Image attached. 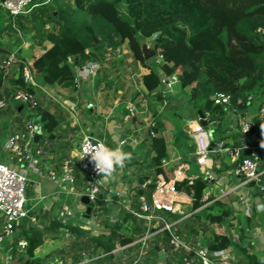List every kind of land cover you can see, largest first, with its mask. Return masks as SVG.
Segmentation results:
<instances>
[{
  "label": "trees",
  "instance_id": "trees-1",
  "mask_svg": "<svg viewBox=\"0 0 264 264\" xmlns=\"http://www.w3.org/2000/svg\"><path fill=\"white\" fill-rule=\"evenodd\" d=\"M35 3L39 5L28 14L16 17L5 14L0 8V37L7 32L9 40H14L4 44L0 38V99L11 100L15 106L7 103L0 111V117L17 114L14 122L18 130H24L25 123L32 116L19 117L24 114L25 104L15 102L13 96L18 91L36 93L34 87L25 82L24 75L28 52L23 41L25 35L31 34L30 51L39 53L35 56L32 53L31 57L40 85L59 86L74 93L77 90L75 66L82 67L92 62L101 64L106 50L115 52L127 42L134 59L149 70L142 77L147 95H153L163 104L161 74H176L179 89L188 96L190 104L203 115L209 113L212 123L218 122L215 128L220 132L216 136L214 130V143L222 142L225 148L241 145L242 135L228 128L223 119L226 110L215 105L214 99L218 93L231 94L232 107L243 112L249 107L248 99L252 97L250 105L260 108L264 100V39L257 30H264V0H35ZM148 42L155 52L152 63H147L142 51L143 44ZM15 52L19 61L6 73L1 68V61ZM238 100H242L243 105L237 104ZM33 111V117L39 119L44 139L54 142V132L61 127L63 116L51 113L39 103ZM160 118L156 113L139 152L131 154V159L125 163L126 169L134 165L142 167L139 157L145 152L144 159H149L146 167L153 176L152 180L149 178L151 174L143 177L147 187L137 189L132 204L135 209H139L140 197L151 199L158 176L167 181L173 178V172L163 165L168 147L165 137L159 133L162 126ZM152 130L155 137L149 134ZM41 141L39 144L44 142ZM246 155L242 152L234 166L237 167ZM66 158L69 159V155L64 150L58 156V169ZM79 170L77 168L73 172L77 186L82 185ZM176 189L191 196L193 211L197 210L182 220L176 229L177 235L191 242L194 249H175L170 243L169 233H158L148 243L144 264H155L162 249L166 251L167 264H186L193 258V264H203L195 253L200 230L205 233V242L211 252L227 247L233 241L232 208L225 201L202 208L207 184L201 177L196 178L192 185L187 181L177 182ZM106 197L107 192L102 190L98 204L108 211ZM167 216L172 220L182 217L171 213ZM225 221H228L227 229L223 233L211 229V226ZM128 223L130 228L126 227ZM40 226L29 224L28 219L22 220L19 238L24 239L27 245L25 253L13 248L12 264H50V256H39L38 253L45 244V237L57 240L62 229H67L72 239L69 251L73 264L81 263L83 254L92 259L88 264H133L140 253L139 243L128 247L129 256L125 261L122 255L114 256L111 252L118 246L133 243L147 230L143 221L127 212L116 224L104 222L105 230L98 237H90L79 228H66L56 220L45 222L41 226L43 228ZM238 230L243 233L242 229ZM235 246L237 251L232 264H264V257L249 251L252 248L243 235ZM66 251L63 248L57 254L64 258Z\"/></svg>",
  "mask_w": 264,
  "mask_h": 264
},
{
  "label": "built area",
  "instance_id": "built-area-1",
  "mask_svg": "<svg viewBox=\"0 0 264 264\" xmlns=\"http://www.w3.org/2000/svg\"><path fill=\"white\" fill-rule=\"evenodd\" d=\"M38 5L35 0H0V8L5 14L12 17L26 15ZM257 32L264 39V30L259 28ZM18 61L17 53H12L8 58L1 61V68L7 73ZM99 65L100 63L98 62H92L82 67L75 66L74 73L77 87H83L89 78H94L98 72ZM34 73L32 64L27 62L24 68L25 82L31 84L36 92V88H40V86L34 79ZM178 85L179 78L176 74H161L163 107L169 106L184 112V124L180 136L192 143L188 151V159H191L193 166L197 167L196 175L185 174L183 167H179L173 170V178L169 181L162 176H158L151 199L148 201L145 197H140L139 209H135L132 204L136 189L141 186L146 187V185H140L136 182L117 181L127 175L125 164L123 167H117L111 176L103 177L98 174L93 163L90 162V157L87 154L83 157L84 149L86 146L95 143H103L107 146L106 139L86 135L78 146L77 157L81 176L84 179L82 184L83 191L76 193L74 186H72L75 183V179L71 175L73 171L71 167L61 180L56 179L54 174H50L56 180L55 182L58 184L59 189L49 193V195L52 197L53 202L62 205L53 218L66 228H79L90 237L100 236L105 228L104 220L101 219V206L98 204V198L101 191L105 190L107 192L106 202L112 206L109 207V212L104 214L105 220L116 224L121 220L123 213L127 212L138 220L143 221L147 227L142 237L126 246H118L111 252L112 255L119 256L116 253L120 250L128 254V247L139 243L141 247L140 253L133 264H144L142 250L147 248L149 241L156 234L162 232L170 234V243L175 249L182 248L186 251H191L194 249L191 242L186 241L176 233L177 226L186 217L182 215L180 219L172 220L167 216V213L179 214L176 208L178 201L175 199L178 193L176 183L187 181L189 185H192L196 178L201 177L207 184V189L212 191L208 198L203 196L205 205L202 208L218 201H225L232 208V204L228 201L229 199H236L238 206L232 208L233 214L231 218H235V220H232L234 225L232 243L227 247L211 252L205 242V233L200 230L195 243L196 257L200 258L203 264H232L237 251L235 244L240 243L241 235L246 238L247 245L252 248L249 249L250 252L253 251L264 257V128L261 127V125H264V100L260 108L249 117L248 110L252 107L250 105L252 97L248 99L249 107L242 112L232 107L231 94L218 93L216 95L214 103L225 108L227 115L225 117L229 119L227 122L228 128L242 135L241 145L234 153L237 156L240 155L241 151L247 153L237 167L223 175L215 170L220 167L215 164L212 155L231 153V149L225 148L222 142L214 143L213 141L214 129L210 125L216 126L218 122L216 124L212 123L210 114L207 113L204 115L207 127H204L198 110L189 107L184 102L170 99V94L174 92L175 87ZM13 100L28 105L31 110L38 105L36 95L29 92L18 91L13 96ZM237 104L243 105L242 100H238ZM6 105V101L0 99V110L4 109ZM64 105L67 106L66 103ZM88 107H92V104H89ZM127 108L129 117L136 118L139 115L140 111L135 104L127 105ZM31 116H34V114ZM257 120L260 122L258 123ZM152 124L153 122L148 127ZM38 127L40 126L30 119L25 123L24 130H16L14 133L0 135V264L13 263L12 250L14 247L18 252L24 253L27 242L19 238L21 232L19 226L22 220L28 219L29 224L32 225H39L40 223L36 216L30 215V212L37 207V204L27 207V190L29 184H31L29 173L37 177L44 176L40 159L44 154L43 146H47L48 141L45 140L43 144H39L42 139L41 135L38 143H35L34 138ZM107 131L111 142L114 143L111 148H120L123 151L128 146L129 139L125 137L122 129L117 125L116 128L113 127L110 130L108 127ZM150 135L155 137L156 133L152 130ZM212 144H214L213 147ZM169 164L167 159L163 160L165 167L170 168ZM66 166L69 167L70 162H67ZM186 169L187 171L191 170L189 166ZM64 183L71 185L69 190L65 188ZM68 195H70V198H66ZM71 196L76 198L75 202H73ZM83 197H87L89 204L92 205V212L89 217L85 215L89 204L82 202ZM51 210L48 207L44 208L43 213ZM238 217H240L239 221L244 218L246 224L241 225L236 219ZM252 218H254L253 222H250ZM238 229H242L243 233H240L241 231ZM64 230L67 231V229ZM160 253L161 257L155 264H167L164 257L166 251L162 249ZM91 261L92 259L87 254H83V261L78 264H88ZM194 261L195 258L186 264H193ZM50 264H63V262L57 259Z\"/></svg>",
  "mask_w": 264,
  "mask_h": 264
},
{
  "label": "crops",
  "instance_id": "crops-1",
  "mask_svg": "<svg viewBox=\"0 0 264 264\" xmlns=\"http://www.w3.org/2000/svg\"><path fill=\"white\" fill-rule=\"evenodd\" d=\"M29 63L33 64V59ZM147 63H149V62H147ZM140 70H141V73L139 74V78H140L139 83L141 84L142 93L144 92L146 94L147 92L143 86L142 77L144 75L148 74L149 70L144 68V67H141ZM92 79L91 80L88 79V80L91 82ZM88 86L89 85L86 86L84 84V86L81 88L77 87L76 92L72 93L71 95H69V91L65 92L64 95H62V97L60 96L61 100L56 99V101H55L56 103L54 105V110H52V109L49 110L53 114H56V115L61 114L63 116V123H62L61 127L58 128L54 132L56 135V139L54 142H50L49 140L44 139V141L45 140L48 141V145L43 146L44 154H43L42 158L40 159V164H41V168H42V172L44 173V176L43 177L38 176L40 178L36 180L34 177L36 175H32V173H29V177L31 179V185L34 188V195H32V197H31L32 203L30 205H27V207H31V205L37 204V207L31 212H33L35 214L34 216L38 217V220L40 222L39 225H43L47 220L48 221L55 220L53 217L56 215L57 211L60 210L62 207V205L60 203L53 202L52 197L49 195V193H52L53 191L55 192L59 189L58 184L55 182L56 180H54L50 174L51 173L54 174L56 179L61 180L62 178H64L66 176V174L68 173V169L70 167L73 170L71 172L72 176H73L74 170L79 168V161L77 158L78 157V150L73 148L74 145L71 142L74 139L75 134L76 135L81 134V140L79 141V144L82 141L83 137L86 135H90V136L95 137V138H99L100 135H102V137H104L103 139H106L107 146L111 148V147H113L114 143L111 142V140L107 134V129H108V127H109V130H110V128H113V127L116 128V125H117L120 129H122V132L125 135V137H127L129 139L128 140V146L123 151L125 153L136 154V152H139V147H140L141 143L148 136V131H149L148 126L150 125L151 122L154 123V121L156 119V113H157L158 116H161L160 120H161V125H162L159 133L162 134L167 141V147H168L167 161H169V163H170L169 164L170 168H168V169L173 172V170H176L179 167L180 168L183 167V169L185 170V174L188 173L191 176H195L197 173V170H198L197 167H195V166H193V164H191L192 163L191 159H188L189 158L188 157V151L190 150L192 143H190V141L185 139L183 136H180L181 135V129H182L183 124H184V122H183L184 112L183 111L177 110L176 108H173V107H169L168 109H166L167 107H163V104H160L155 99L156 100L155 104L158 105L157 110L154 111V113L150 115L149 119H145L146 124L144 126H141L133 118L131 120V123H132L131 127L125 129L123 123L119 122L116 119V120H112V121L106 123L102 133L99 136H95L93 132L89 131V126L87 125L88 124L87 119H89V116L92 115V112L88 113L89 114V115L87 114L88 116H83L81 113H79L80 110L78 111V108H77V104L80 103V105L82 106L83 101L85 100L83 98H82V100H79L78 95L82 90H84V89L86 90V88L89 89ZM78 88H79V91H78ZM169 98L172 100H178V101L184 102L189 107L195 109L190 104L188 96L180 91L179 85L175 87L174 92L172 94H170ZM186 98H187V100H186ZM64 103H66L67 106H65ZM87 108L89 109V107H87ZM257 109H258V107L256 105H252V107L249 108V110H248L249 115H250L249 117H251L253 112H255ZM126 117L129 118V116H126ZM83 118L85 121L83 120ZM121 119H122V117H121ZM223 119L225 121V124L228 125L227 122L229 119L225 116ZM71 120H73V121L71 122ZM139 120H140V123H143V118H141ZM41 135L43 137V132ZM105 135H107V136H105ZM69 139L71 141H69ZM232 146H233V144H232ZM237 148L238 147H232V148H230L231 153L228 152V153L218 154L217 155L218 157L214 158L215 164L220 167L219 169H215L217 172H220L224 175L228 171H231L232 169L235 168L234 164L237 163L242 152H245V151H241L240 155L237 156L235 154L236 153L235 151H237ZM64 150L66 151L67 155H69L68 154L69 151L71 153H74V151L77 153L75 156H74V154L72 155V159L66 158V160L61 164L60 168L58 169V167H57V164L59 163L58 156ZM143 151H145V149ZM144 153L145 152H143V154L139 157V162L142 163V167L136 166V165L129 167L127 169V175L124 176L123 178L118 179L117 181H119V182L123 181V182H128V183L136 182L140 185H142L143 183L145 184L143 177L150 174L149 173L150 171L146 167L147 164L149 163V159H144V157H143ZM75 158H77V159H75ZM67 162H70L69 167L66 166ZM188 166L190 167V169L192 171L191 170L187 171L186 167L188 168ZM143 171H145V172L143 173ZM152 177H153L152 174L149 175L150 180L153 179ZM80 178H81V183L83 184L84 179L82 178V176H80ZM64 185H65V188L67 190H69V188L71 187V185L69 183H64ZM145 185L147 187V183ZM72 186H74L76 193L83 191V186L82 185L77 186L76 182ZM136 191H137V189H136ZM211 192L212 191H209V189H206L204 192V198H208L209 195L212 194ZM66 198H70V195L66 196ZM71 199H73V202H75L76 198L74 196H71ZM175 199L178 201L176 203V208L178 209L179 214H177V215H181V216L183 215L182 214L183 213L182 203L187 202L189 205H193L192 197L189 196L188 194H186L184 191H178ZM228 201L232 204V208L233 207L235 208L236 206H238L236 203V199H233V200L229 199ZM233 202L235 203L234 205H233ZM47 207L51 208L52 210L46 211L45 213H43L44 208H47ZM110 207H112V206H110ZM196 211H193L189 215H183V216L188 218L192 214L196 213ZM31 215H33V214H31ZM128 225H126V227L130 228V226H128ZM215 232L219 233L217 231H215Z\"/></svg>",
  "mask_w": 264,
  "mask_h": 264
},
{
  "label": "rangeland",
  "instance_id": "rangeland-1",
  "mask_svg": "<svg viewBox=\"0 0 264 264\" xmlns=\"http://www.w3.org/2000/svg\"><path fill=\"white\" fill-rule=\"evenodd\" d=\"M8 36H9L8 33L4 32L2 37H0L1 41L4 44H7L9 41L11 42L14 41V40H9L10 38ZM31 37H32L31 34H27L24 36V41H23V47L25 48L26 52H28V56L26 60L29 62L32 61V58H33L31 57L32 53H33V56L39 55V53L37 52L35 53V51H33L32 53L30 51V47L32 45ZM146 46L148 48H151V42L146 43ZM154 61H155V58L147 62L152 63ZM141 67L142 65L134 59L131 51L129 50L127 46V42H125L124 45L120 48V50L116 52H112L110 50L105 51L101 59V64L99 65V69H98L96 76L93 79L89 78V80L92 79L91 82L88 80L90 83L88 81L85 82L86 86L89 85L88 86L89 89L85 87L86 90L85 89L82 90L78 95L79 100H82V98L85 99L83 101L82 106L80 105V103L77 104L78 111L80 110L79 113H81L83 116H88L89 115L88 113L92 112V115H90L89 119H87L88 121L87 125L89 126V131L93 132L95 136H99L102 133L106 123L112 120H116V119L119 122L123 123L125 129L130 128L132 124L131 120L133 118L126 117L128 116L127 113H129L127 105L128 106H130V104L136 105V107L138 108L140 112H139V116L134 118V120H136V122H138L141 126H144L146 124L145 119H149L150 115L153 114L154 111L157 110L158 105L155 104V101H156L155 97L147 95L144 92L143 94L141 91V84L139 83L140 81L139 74L141 73V70H140ZM38 78H39V75L36 74L35 72L34 79L39 84ZM7 86L8 85L5 84V87ZM39 86L40 88H36V93H35L37 101L39 105H41L43 108L48 109V110L50 109L54 110L56 99H60V96L62 97V95H64V93L67 92V90L60 88L59 86L50 87V86H44L42 84L41 85L39 84ZM78 91H79V88H78ZM71 94L72 92H69V95ZM6 103H9L11 107H15L14 103L11 102V100H9L8 102L6 101ZM87 104L88 105L92 104V107H89L88 109ZM2 110L3 109H1L0 111ZM29 113H30V116L35 114L34 111L31 110L29 106L25 104L24 114L19 115V117H22V119L27 118L29 116ZM15 116H17V114L16 115L14 114L13 116L3 115L2 117H0V135L5 134V133H12L18 130L19 127L14 122ZM141 118H143V123H140L139 119ZM31 119L32 121H35V118L33 116L31 117ZM72 121L73 120H71V122ZM38 125L40 126L39 123ZM210 127L216 130V136H217L218 132H220V129H216L213 124H211ZM107 134H108V131H107ZM99 138L103 139L104 137L100 135ZM42 140H44V134H43ZM80 140H81V134H77V135L75 134L74 139L72 141L69 139V141H71L72 144L74 145L73 148L77 150H78ZM76 153L77 152L75 151L74 153H71L69 151L68 153L69 158L72 159V155L74 154L75 156ZM212 157L215 158L218 156L212 155ZM144 172L145 171H143V173ZM149 173L151 174V172ZM34 177L36 180L40 178L37 176H34ZM28 187L29 189L27 190V198L29 202L28 205H30L32 203L31 197L32 195H34V188L32 187L31 184H29ZM182 206H183L182 207L183 215H189L193 212V205H189L187 202H184L182 203ZM107 207L109 208L110 205H108ZM100 210H101V219L104 220L105 223H108L111 225L112 223H109V221L105 220V216H104V214L108 213L109 210L106 211V209H104L103 207H100ZM243 219L242 220L240 219L239 221L241 225L246 224L245 219L244 220ZM232 220H235V218ZM46 222L48 223V220ZM227 222L228 221H225L221 225H213L211 226V229L219 233H223L227 229ZM128 226H130V224ZM58 237L59 238L57 240H53L51 239V236H46L45 244L38 254L39 256H50V263L55 262L58 259L59 261H62L63 264H70L71 263V252L69 251L70 250L69 247L72 243V239L70 238L68 232L65 231L64 229L60 231ZM63 248L67 250L64 258L60 256V253L57 254L58 251H61ZM146 250L147 248L142 250L143 257L146 253ZM24 253H25V250H24ZM116 254L122 255L123 256L122 259L124 258L123 261H125L129 256V254H126V252H122V250H120ZM131 255H133V253H131Z\"/></svg>",
  "mask_w": 264,
  "mask_h": 264
},
{
  "label": "clouds",
  "instance_id": "clouds-1",
  "mask_svg": "<svg viewBox=\"0 0 264 264\" xmlns=\"http://www.w3.org/2000/svg\"><path fill=\"white\" fill-rule=\"evenodd\" d=\"M264 128V125H261ZM90 157L98 174L103 177L111 176L117 167H123L131 159V153H125L120 148H110L103 143H95L85 147L84 155ZM82 157V158H83Z\"/></svg>",
  "mask_w": 264,
  "mask_h": 264
},
{
  "label": "water",
  "instance_id": "water-1",
  "mask_svg": "<svg viewBox=\"0 0 264 264\" xmlns=\"http://www.w3.org/2000/svg\"><path fill=\"white\" fill-rule=\"evenodd\" d=\"M142 51H143V55H144V58H145L146 61H149V60L155 58V52H154V50L151 49V48H148V47L146 46V44H143V46H142ZM198 113H199V115H200L201 118H202V121H201L202 125H203L204 127H207V122L204 120V115L202 114L201 111H199ZM34 123H35V124H38V123H39V119H35ZM41 134H42V130H41L40 127H38L37 130H36L35 138H34V139H35V140H34L35 143H38V141H39L40 138H41ZM213 146H214V144H212V147H213ZM82 202L85 203V204H87V205L89 204V201H88V198H87V197H83V198H82ZM91 212H92V205L89 204L88 207H87V210H86L85 215H86L87 217H89L90 214H91Z\"/></svg>",
  "mask_w": 264,
  "mask_h": 264
}]
</instances>
